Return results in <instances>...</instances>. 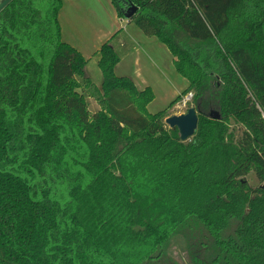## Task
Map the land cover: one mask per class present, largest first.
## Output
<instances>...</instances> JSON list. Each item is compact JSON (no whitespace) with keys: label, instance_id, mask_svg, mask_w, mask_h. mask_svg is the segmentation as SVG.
Returning <instances> with one entry per match:
<instances>
[{"label":"trees","instance_id":"16d2710c","mask_svg":"<svg viewBox=\"0 0 264 264\" xmlns=\"http://www.w3.org/2000/svg\"><path fill=\"white\" fill-rule=\"evenodd\" d=\"M125 1L195 93L196 132L182 141L166 124L180 98L148 111L154 92L116 75L109 44L95 86L84 56L61 40L62 0L8 2L0 264H181L171 255L178 235L191 264H264V0Z\"/></svg>","mask_w":264,"mask_h":264},{"label":"rangeland","instance_id":"374dc122","mask_svg":"<svg viewBox=\"0 0 264 264\" xmlns=\"http://www.w3.org/2000/svg\"><path fill=\"white\" fill-rule=\"evenodd\" d=\"M112 2V0H62V8L60 16H58L59 24L62 28L61 40L74 47L84 56L88 65V68L86 65L87 75L90 77L93 84H96H94L95 86H100L98 88H101L103 82L99 61L101 59L100 50L105 45L103 39L106 34V28L104 27L110 26L115 23L116 20H119V18L121 21V17L118 16L117 10ZM7 3L8 2H0V10ZM123 23L127 24V19L126 22ZM189 23H191V21L189 18H186L185 24ZM191 26H196L201 36H206L205 29L196 18ZM154 41L160 42L155 37ZM160 44L162 46L161 51H156L154 45L150 46V49L153 50L152 52L157 56V59L152 56V60L155 62L153 66L163 71L165 78H161L164 79L165 83H158V81L150 78L151 83L156 85V90H154L156 99H154L148 107V111L151 114L167 110L174 100L186 94L185 91L189 86L188 81L177 73L175 65L172 63L173 55L170 53L167 46L161 42ZM153 70L155 73L159 74L156 69L153 68ZM119 73L116 75L119 76ZM159 76L161 75L159 74ZM178 89L181 91V95L176 97V91ZM79 92L84 94V86ZM87 102L88 109L90 113L93 114V112L98 109L97 102L92 98H88ZM178 104L179 103L168 110L169 115L185 114L190 108L195 106L194 101L189 104L187 108L178 107ZM237 135L239 136L240 132H238ZM248 180L253 188L260 185L259 180L254 174H251ZM172 243L171 255L181 264H191L185 239L178 235L173 238Z\"/></svg>","mask_w":264,"mask_h":264},{"label":"crops","instance_id":"0c3cea01","mask_svg":"<svg viewBox=\"0 0 264 264\" xmlns=\"http://www.w3.org/2000/svg\"><path fill=\"white\" fill-rule=\"evenodd\" d=\"M12 1L13 0H0V2ZM104 28H106V34L104 36L103 43L112 46L120 57V62L116 67V74L121 72L119 73L122 75H119L120 77L131 78L141 91L144 90V88L150 87L154 92V90H156V85L151 83L150 78L158 81V83H163V78L165 77L161 69H157V67L155 68L153 66V63L155 62L152 60V56L155 59H157V56L152 52L153 50L150 49V46L154 45L156 47V51H161L162 46L160 42H155L154 37L150 38L146 36L134 23L130 21H128L127 24L122 23L120 18L119 20H116L115 23ZM174 61L175 58L172 57L173 65ZM87 68L85 70V76L90 79L87 75ZM153 68L156 69L161 76L155 73ZM176 94V97L180 96L181 91L178 89ZM97 106L98 109H96L93 113L100 110L98 104Z\"/></svg>","mask_w":264,"mask_h":264},{"label":"water","instance_id":"95a60500","mask_svg":"<svg viewBox=\"0 0 264 264\" xmlns=\"http://www.w3.org/2000/svg\"><path fill=\"white\" fill-rule=\"evenodd\" d=\"M122 1L123 8L122 13L124 18L131 20L139 8L134 4H131L125 0ZM215 119H220V115L217 112L211 114ZM166 124L171 128H178L182 141H187L194 136L198 126V112L195 108H190L187 113L182 115H174L166 119Z\"/></svg>","mask_w":264,"mask_h":264},{"label":"built area","instance_id":"2783aa9c","mask_svg":"<svg viewBox=\"0 0 264 264\" xmlns=\"http://www.w3.org/2000/svg\"><path fill=\"white\" fill-rule=\"evenodd\" d=\"M121 22H126V18L122 19L121 18ZM128 22V20H127ZM194 99V93L193 92H189L186 93L185 95H181L180 100H179V104L178 107H183V108H187V106L189 104H191L193 102Z\"/></svg>","mask_w":264,"mask_h":264}]
</instances>
